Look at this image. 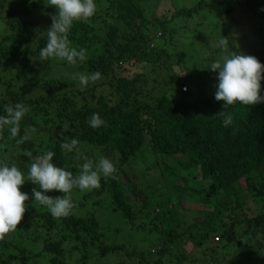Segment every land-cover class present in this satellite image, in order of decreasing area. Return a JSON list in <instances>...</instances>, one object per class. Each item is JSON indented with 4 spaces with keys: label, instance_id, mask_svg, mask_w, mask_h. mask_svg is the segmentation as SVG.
<instances>
[{
    "label": "trees",
    "instance_id": "1",
    "mask_svg": "<svg viewBox=\"0 0 264 264\" xmlns=\"http://www.w3.org/2000/svg\"><path fill=\"white\" fill-rule=\"evenodd\" d=\"M135 1L102 0L107 6L108 15L114 20L105 32H101L90 18L73 23L69 33L71 45L87 51L93 47L96 52L95 57L89 59L87 56L83 63H78L83 70L110 76L133 60L147 64L161 61L166 49L153 45L150 23L145 11ZM235 5L264 16V10L258 11L262 7L264 9V0H212L210 3L202 1L191 10L182 9L175 18L185 16L191 19L205 8L223 17L232 14ZM41 7L45 5L31 0L14 2L6 21L8 36L0 43V81L4 85L1 74L6 65H10L15 75V81L11 80L6 89L8 96L0 95V115H6V107L16 103L26 104L30 109L20 121L17 137L10 138L7 128L0 129V161L15 164L26 175L32 163L30 158L47 151L54 152L53 163L64 168V150L60 145L73 138L104 151L111 149L117 156L115 160L119 159L120 166L114 174L115 178H101L100 187L95 192H107L114 209L123 213L133 229L138 228L140 223L131 202L137 205V200L141 203L138 210L146 216L141 227L155 236L159 244L155 264H162V258L172 253L175 247L179 248V251L176 249L177 258L185 261L189 256L186 251L188 247L203 251L216 234L220 236L216 239L218 242L222 240L223 245L210 243L206 248L210 252V259L205 256L201 264H220L221 255L225 254L228 245H236L239 250L249 249L253 238L260 234L264 239V205L256 216L245 208L247 192L264 204V103L249 106L236 103L225 108L223 102L214 99L213 88L207 90L196 75H189L180 83L174 96L163 97L154 108L140 104L138 93L134 90L137 81L115 75L113 81L116 84H109L115 90L113 95L123 94L127 98L124 100L122 97L116 103L111 98L98 96L94 90L76 88V93L66 95L65 92L74 89L75 85L61 81H46L43 83L46 94L30 97L41 85L28 50L34 37L31 18ZM158 22L161 29L167 30L164 21ZM46 42L47 36L39 40L38 54ZM186 85L195 89L196 93L187 94ZM182 88H187V91L183 92ZM131 97H134L132 103L129 101ZM79 98L81 105L77 101ZM93 113L99 114L105 126L97 129L89 126L87 121ZM226 118L232 121L227 127L223 124ZM33 131L39 135L40 132L50 135L47 146L39 151L33 150ZM22 136L29 138L17 143ZM147 143L145 151L151 148L150 152L156 158H173L174 163L167 167L176 176L181 172L194 174L200 189H193L189 178L184 177L183 186L174 182L168 184L170 193H175L174 198L169 193L160 197L156 189L148 184L140 190L128 169ZM126 165L128 168L124 170L123 166ZM123 185L135 200L127 196ZM197 194L202 195L205 206H216L215 210L219 212L218 215L223 214V219L220 217L221 220H217L197 211L200 217L195 222L187 225L180 221L178 210L183 209L184 203L196 198ZM217 199L221 202L214 205L213 201ZM27 206L21 222L36 214ZM156 208H159L158 213L155 212ZM237 212H242L239 214L242 219L235 222ZM41 218L49 239L53 238L54 231V235L63 230L69 232L62 235L60 240L50 241L45 237L46 252L59 256L63 244L68 241L77 244L86 260L92 251L105 258L109 253L121 250L102 243L98 221L92 216L76 217L74 208L67 217L43 213ZM56 219L61 221L60 225ZM260 246H264V242ZM32 255V251L20 245L17 239L10 241L6 236L0 238V264H30L36 259ZM139 258L141 264H150L143 254ZM53 262L61 264L57 258Z\"/></svg>",
    "mask_w": 264,
    "mask_h": 264
},
{
    "label": "rangeland",
    "instance_id": "2",
    "mask_svg": "<svg viewBox=\"0 0 264 264\" xmlns=\"http://www.w3.org/2000/svg\"><path fill=\"white\" fill-rule=\"evenodd\" d=\"M16 1L21 0H0V43H3V40L8 36L6 21L9 10ZM31 1L37 2L42 6L45 5V7L38 9L31 18L34 37L28 45L29 57L32 60L33 68L41 79V85L30 97L45 95L47 89L43 83L46 81L73 83L75 88L68 89L65 93L66 95H71L73 92L76 93L77 89H81V87L77 80L72 79V74L89 72L83 70L78 64L70 65L66 61L56 58H39L36 52L39 40L47 36L46 31L51 26L50 17L56 14V10L48 7L47 0ZM202 1L210 3L212 0H136V4L145 11L146 18L150 23L149 32L153 45L159 49H166L161 61L158 64H147L135 63L133 60L131 63L121 66L123 68L117 70L115 74L101 76L99 80L90 82L83 90H94L98 96L111 98L112 102L116 103L122 97L124 100L127 98L123 94L119 96L113 95L115 90L109 84L111 82L114 85L116 84L113 81L115 76L132 82L137 81L134 85V90L138 93L137 98L140 104L154 108L163 97L174 96L180 83L185 81L189 75L199 76L200 81H202L200 84H204L207 90L213 88L211 92L214 96L216 84L218 83L216 79L217 73L209 70L208 67L213 60H222L224 56L231 55L232 51L252 55L264 65V16L235 5L233 13L223 17H219L208 8H205L191 19L185 16L175 18V15L182 9L191 10ZM96 3V14L90 19L93 20L95 26L101 32H105L114 20L108 15L107 6L102 0H96ZM263 10L262 7L258 11L263 12ZM158 20L165 22L167 30L161 29L158 25ZM222 36L229 39L230 45L223 50L218 46V41ZM95 55L96 52L93 47L92 50L87 51L89 59L95 57ZM9 66L6 65V69L4 68L1 74L4 85L0 81V95L5 97L8 96L6 89L9 88V82L11 80L15 81L14 72L11 71ZM186 87L188 88L187 94L196 93L195 89H190L188 85ZM10 89L11 91L13 90L12 88ZM182 91L185 92L184 88H182ZM261 95H264V80L261 81ZM133 100L134 97H131L130 103ZM77 101L80 105L82 104L80 98ZM31 136L35 142L33 150L38 151L47 146L50 137L45 132H40L39 135L36 131H33ZM147 146L148 143L144 146L141 155L132 162V167L130 166L128 169L130 177L140 190L144 189L148 184L156 189L160 197L169 193L174 198L175 193L173 191L170 193L168 184L174 182L183 186L184 182L182 179L184 177L189 178L193 189H200L194 174L188 175L186 172H181L176 176L175 172L167 167L174 163L173 158L163 156H157L156 158L151 154V148H147L145 151ZM1 152L2 150H0ZM63 154L65 156L64 168L72 171L74 175L81 171L80 166L86 159L96 162L101 157H106L116 165V168L120 166L119 159L115 160L117 156L111 149L104 151V149L89 146L83 142H79L73 152L64 151ZM7 156L9 157V155ZM33 157L30 159L33 160ZM127 168V165L123 166L124 170ZM196 173L199 174L198 172ZM34 187L38 188V185L35 186L30 181H25L20 191L28 194L29 200L25 203L35 210L36 214L25 218L17 225L16 230L4 234L8 240L17 239L20 245L32 251V256L36 259H33L30 264H55L53 262L54 258H57L61 264H141L139 258L141 254L145 256L150 264L157 262L156 248L159 246L158 240L149 231L145 232L143 227H141V223L144 222L146 217L145 214H141L138 210L141 203L137 200V205L134 201L131 202V206L137 213V222L140 223V226H137L138 228L133 229L123 213L114 209L111 197L107 192L101 194L95 192L100 186L96 189L85 191L72 190L69 195L75 205L74 214L79 218L94 217L98 221L99 231L102 233L101 242L109 247H119L121 250L117 253H109L105 258H101L92 251L90 252L92 255L86 260L78 249L77 244L68 241L63 244L62 252L59 256L54 252H46L44 245L45 237L48 238V236H46V227L41 214H48L49 211L46 206L41 205L39 202H33L32 189ZM122 189L128 197H133L125 185L122 186ZM47 194L52 197L63 195L57 191ZM246 198V210L251 212L253 216L258 215L264 204L259 203L251 192H247ZM219 202L221 201L217 199L213 201V204L217 205ZM215 207L205 206L202 195L197 194L196 198L188 199L184 203L183 209L178 210L179 220L187 223V225L193 223L200 217L197 211H202L217 220L223 219V214L218 215L219 212L215 210ZM155 212L158 213L159 208H156ZM241 213L237 212L238 216L235 218V222L242 219L241 215L239 216ZM56 220L58 225H60L61 221L59 219ZM54 232L52 234L53 238H48L50 241L54 239L60 240L62 235L69 233L63 230L62 233L54 235ZM216 238H220V236L214 235L210 243L222 244V240L218 242ZM262 242H264L263 235L259 234L257 238H253L252 246L249 249L239 250L236 245H228L224 250L225 254L221 255L222 262L220 264H234L235 262V264H264V246H260ZM209 244L203 248V251L188 247L186 251H188L189 256L182 262L177 258L176 254V249L179 251V248L175 247V250L173 249L172 253L164 256L161 262L162 264H201L205 256L210 259V252L206 251ZM255 249H257L256 252ZM151 255L152 257H150Z\"/></svg>",
    "mask_w": 264,
    "mask_h": 264
},
{
    "label": "clouds",
    "instance_id": "3",
    "mask_svg": "<svg viewBox=\"0 0 264 264\" xmlns=\"http://www.w3.org/2000/svg\"><path fill=\"white\" fill-rule=\"evenodd\" d=\"M47 3L48 7L55 8L56 14L50 17L51 26L46 31L47 42L40 48L39 58H56L70 65L83 63L87 59V50L73 47L69 33L75 21L86 20L96 14V0H47ZM218 46L222 50L230 46L229 39L222 36ZM208 69L217 73L214 99L223 102L225 108L236 103L246 106L264 103V95H261L264 65L256 57L232 51L231 55L224 56L222 60H213ZM100 78L101 73L98 71L72 74V79L78 81L81 89ZM29 110L23 103L7 106L6 115H0V129L7 128L10 138L17 137L20 121ZM87 123L93 129L105 126V121L98 113H93ZM231 123L230 118L223 121L225 127ZM28 138L22 136L17 143ZM78 144L79 141L73 138L61 143L60 148L71 153ZM54 155V152L47 151L33 157L26 175L15 164L0 161V238L17 229L27 210L25 202L29 196L20 191L25 181L38 185V188L32 189L33 202L46 206L53 217H67L75 206L69 195L73 189H96L100 186L101 177L115 178L116 165L106 157L96 162L86 159L80 166L81 171L74 175L72 171L56 166L53 163ZM52 191L63 195L49 196L47 193Z\"/></svg>",
    "mask_w": 264,
    "mask_h": 264
},
{
    "label": "built area",
    "instance_id": "4",
    "mask_svg": "<svg viewBox=\"0 0 264 264\" xmlns=\"http://www.w3.org/2000/svg\"><path fill=\"white\" fill-rule=\"evenodd\" d=\"M186 89V90H185ZM184 91L186 92L187 91V88H184ZM217 241H218V239H217Z\"/></svg>",
    "mask_w": 264,
    "mask_h": 264
}]
</instances>
